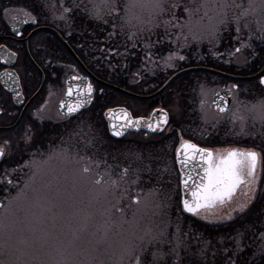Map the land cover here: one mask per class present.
Instances as JSON below:
<instances>
[{
    "label": "flooded vegetation",
    "instance_id": "flooded-vegetation-1",
    "mask_svg": "<svg viewBox=\"0 0 264 264\" xmlns=\"http://www.w3.org/2000/svg\"><path fill=\"white\" fill-rule=\"evenodd\" d=\"M14 9L16 8L4 7L0 2V45L3 46L0 47V143L5 138L12 141L11 154L5 160H0V179L6 178V171L11 173L14 168L26 167L23 165H29L31 157L35 158L36 154L41 153L64 151L75 156L80 163L82 159L87 158L93 164L99 165L97 168L111 172L112 175L118 172L115 166L116 148H124L128 152H142L145 155L151 153L155 157L152 161L154 173L159 172L163 185L175 186L173 200L176 208H170L169 212L187 216L181 211L176 151L183 143L189 142L201 149L213 151L217 162L221 156L225 155L222 153L223 149L231 145L225 144L228 127L222 122L236 110L234 102L239 95V81L202 71L188 72L175 78L155 97L142 100L131 98L101 85L96 80L115 85L111 81L116 79L117 68L129 70L134 68L138 74L127 79L128 87L150 89L156 87L155 90H157L172 74L180 70L191 67L217 68L200 65L197 62L198 60L214 62L205 53L198 58L183 51L182 56L185 59H174L171 65L174 67L175 64V68L169 67V62L164 63V59L166 60L171 54L172 48L162 53L156 46L160 43H155L152 48H145L143 41V45L138 42L136 48L129 47L118 52L114 48L110 52L115 55L109 54L107 57L100 58L95 54L93 42L85 38L86 36L95 37V34L87 27L86 32L78 33L80 41L77 40L78 43H74L67 33L68 21L59 19V23L52 25L41 21L37 27L24 23V20L29 18L28 12H12ZM18 16H22L23 20L17 18ZM41 27L56 30L82 65L69 54L55 34L47 30L35 31ZM17 33H23L24 38L22 39ZM144 35L147 36L146 33ZM156 39V36H152L153 42ZM169 45L173 47L174 44ZM105 70L107 76L101 75L100 72ZM4 73H12L13 77L18 76L19 80L3 75ZM69 75L88 78L93 88V97L89 106L71 116L60 113L58 108L59 102L66 93V80ZM201 75H213L221 83H210L208 78L203 79ZM196 87L210 88L211 91L208 96L202 95L196 98ZM101 90H103L102 93ZM155 90L135 94L148 96ZM221 90H229L231 94L229 106L232 109L226 115L217 113L211 106L212 96ZM117 96L122 101L117 100ZM133 102L136 103L133 104ZM113 107L125 108L132 118L149 119L153 113H156L153 125L161 119V110H163L168 113L169 122L164 126V131H131L115 139L109 134L107 122L103 116L107 109ZM206 113L209 118L214 117L221 121V126L214 133L203 130L208 133L201 132L199 133L201 136L198 137V132L203 125L199 124L200 118ZM29 123L44 128L47 135L42 142H38L21 155L16 147L18 135L23 126ZM252 149L261 153L257 148ZM125 156L128 163L135 158L132 154ZM8 178L14 181V175ZM104 182L111 185V179H105ZM151 183H155V180ZM3 186L0 185V202L3 201ZM163 196H166V193H161L160 197ZM216 205L217 203L213 206Z\"/></svg>",
    "mask_w": 264,
    "mask_h": 264
},
{
    "label": "snow or ice",
    "instance_id": "snow-or-ice-1",
    "mask_svg": "<svg viewBox=\"0 0 264 264\" xmlns=\"http://www.w3.org/2000/svg\"><path fill=\"white\" fill-rule=\"evenodd\" d=\"M59 12L55 18L64 21H79L81 31L86 32L88 27L98 26L100 24H108L111 20L112 31L108 32L107 39L114 40L116 37H125L124 46L131 42L133 48L137 42L143 41L145 48H152L155 43H180L183 41L184 46H188L189 40L194 42H202L205 38L209 41L219 39L224 31L234 30L236 39H242L243 32L247 31L248 44H242V47L252 48L251 55L254 59L264 61V23L260 19H251L264 14V0H57L52 3L51 0H33L32 9L29 11V18L24 23H30L39 26L41 16L48 18L49 13ZM35 13V14H33ZM256 24V32L259 36L256 38L261 41V45L257 48L251 43L253 34L251 23ZM163 29V31H159ZM147 33V36L144 34ZM23 39V33H17ZM31 35V34H29ZM71 35V33H69ZM152 36H156L155 42ZM119 47V45H115ZM0 47H3L0 45ZM241 48H236V52H240ZM103 51V50H101ZM108 54L115 55L109 51ZM15 55V53H12ZM174 59L184 60V56L169 55L166 62ZM171 66V64H169ZM3 75L13 77L12 73H4ZM260 85H264V78L259 80ZM103 90H101L102 93ZM93 88L91 85L86 90L89 102L92 97ZM73 90L69 87L67 95L71 96ZM84 106V102L77 103L68 108L69 114L79 111ZM226 111V109H221ZM249 111L255 113V118L264 124V99L252 104ZM162 117L155 125L148 124V128L152 132L164 131V126L168 124V113L161 110ZM111 119L114 113H110ZM234 119L237 118L236 114ZM124 124L120 127H136L141 123L139 120H133L128 112L122 113ZM243 120V117H238ZM112 135L122 136V130H118L116 124L111 125ZM243 130V126H242ZM47 135L44 128L29 123L23 126L19 131L16 147L22 155L29 149L33 148L38 142H42ZM264 135V133H261ZM11 139L5 138L0 143V160H5L11 154ZM38 150V149H37ZM181 151L185 155V159L180 162L187 165L195 160L199 154L201 160L206 165L201 183L196 186V190L192 192L193 199L191 201L184 199L182 201L183 211L197 216L202 209L213 206L217 201L223 203L226 198H230L235 190L241 184L254 186L256 180V169L261 159V153L255 150L236 151L232 150L226 156H221L217 162L213 153L206 149L197 148L191 143H183ZM134 160L127 166L123 167L119 173V179L111 180V187L118 188L121 182L127 184L121 191L117 204L122 203L125 199L129 201V207L132 205H140L141 197L152 195L160 197L162 193V178L159 172L153 171L152 161L155 157L148 153H135ZM137 164L136 168L132 164ZM27 166V165H23ZM99 166V165H97ZM119 167V165H117ZM18 169H12L11 173H7L6 178L0 179V185L12 186V180L8 177L15 174ZM88 167L83 168L84 173H88ZM130 171L135 174V178L130 183L127 182ZM167 171V169H164ZM111 177V172H106ZM191 175L184 181L185 187L191 180ZM155 180L152 188L145 193L143 189L131 192L133 186L139 187L142 182L151 183ZM103 181V176L94 181L99 185ZM168 206L167 199H156L153 207L157 213H163ZM121 216L124 215V208L112 206ZM251 211L247 203L241 204L238 212L245 214L241 216L243 221L238 226L230 225L231 231L234 233L226 237H220L213 243L212 240L197 238L198 245L193 247L192 243L186 241L184 233L177 227V234L174 239L169 238L166 229L158 232L146 230L144 236H136L135 230L130 233L132 239L126 240L119 250L118 264H256V257H261L259 264H264V213L259 217L260 228L258 234L256 224L247 219L246 213ZM111 212V209H108ZM135 216V213L133 214ZM231 215L228 220H234ZM128 223L127 220H121L119 224L112 221L105 228L104 237L96 241V244L108 243V232L112 230V226H122ZM249 232H253L262 243L258 251L248 250V245L244 243V239ZM122 235V233H117ZM147 237V239H145Z\"/></svg>",
    "mask_w": 264,
    "mask_h": 264
},
{
    "label": "rangeland",
    "instance_id": "rangeland-1",
    "mask_svg": "<svg viewBox=\"0 0 264 264\" xmlns=\"http://www.w3.org/2000/svg\"><path fill=\"white\" fill-rule=\"evenodd\" d=\"M12 12L22 13L17 8ZM58 15L59 12H55L51 16L52 19L57 20L56 23H59V19L55 18ZM257 18L264 23V14L251 19ZM250 27L253 34L252 41H259L256 38L259 36V33L256 32V24L252 22ZM232 32L234 34L232 41L235 43L230 50H218L223 33L215 41L205 38L199 43L189 40L188 46H184L183 41L173 43V47L169 43L166 44L172 48L170 55L173 56L182 55L183 51L200 58L205 53L214 62L244 67L253 57L251 55L252 48L242 47V44L249 43V33L243 32L242 39L238 41L235 38V31L232 30ZM128 43H130L129 47H132L131 42ZM141 45H143L142 41ZM237 47H241L242 50L236 52ZM164 63H166L165 59ZM169 64H172V61ZM169 67L175 68V64L174 67L173 65ZM164 69L166 70V68ZM201 76L203 79L208 78L210 83H221L213 75ZM257 84H259L258 81L252 80L241 85L239 95L234 102L236 110L222 122L228 127L225 144L238 145L246 149L257 148L262 153L263 169L256 193L264 187V135H261L264 133V124L256 119L255 113L249 109L252 104L262 98L244 99L240 95L247 93L245 92L247 87L250 89V86ZM196 88V98L202 95L208 96L211 91L210 88ZM147 89L150 88L145 87L142 91L147 92ZM118 98L119 96H117V100H120ZM233 114H236L237 118L234 119ZM238 117L244 119L241 120ZM200 120L199 124L203 125L201 124L198 137L201 136V132L208 133L203 130H210L214 133L221 126V121L214 117L209 118L207 113ZM84 167H88L90 171L84 173ZM106 172V170L102 171L97 168V165L93 164L90 159L84 158L80 163L77 162L75 156L64 151L41 153L36 154L35 158L31 157L29 165L20 167L14 174L12 184L15 187L3 186V206L0 208V264H118L120 247L126 240L132 239L130 233L133 230H135L136 236H144L145 231L149 229L152 232L166 229L169 238L174 239L177 227L180 226L178 221H176V227L170 220L173 213L169 210L176 208L173 200L174 185L162 191V193H166V196L145 195L141 197L140 205L129 207L127 199L117 204L121 191L127 184L121 182L118 188H113L104 182L105 179H119L120 172L111 174V177L106 175ZM101 176H103L102 183L95 184V179ZM134 178L135 174L133 176L129 174L127 182L130 183ZM252 187L248 184H241L231 197L234 201L233 204L229 203L227 211L215 214L218 221L213 223L224 224L230 221L228 220L229 215L234 218L239 216L238 209L236 212L234 209L250 200L253 192ZM140 189H142L141 184L139 187L133 186L131 192L134 194ZM148 190L149 188L143 186L145 193H148ZM164 198L167 199L168 206L163 213H157L153 202L156 199ZM113 205L124 208L123 217L115 211ZM108 209H111L110 213ZM122 219L127 220L128 223H124L122 226L113 225L112 230L108 232V243L97 245L96 241L104 237L105 228L112 221L119 224ZM184 232L186 234L188 228ZM117 233H122V235ZM256 243L259 249L262 242L256 238Z\"/></svg>",
    "mask_w": 264,
    "mask_h": 264
},
{
    "label": "trees",
    "instance_id": "trees-1",
    "mask_svg": "<svg viewBox=\"0 0 264 264\" xmlns=\"http://www.w3.org/2000/svg\"><path fill=\"white\" fill-rule=\"evenodd\" d=\"M0 2L4 5V7L7 8H17L20 9L22 12H28L32 9L33 6V0H0ZM51 2L57 3V0H51ZM35 14V13H33ZM53 13H49L48 14V18L44 19L43 16H41V21L45 22V23H49V24H55L56 22L52 20L51 16ZM51 19V20H50ZM84 27H87L91 32H93L95 34V37H88L86 36L85 38H89L86 39L89 42H93L94 44V51L95 54L99 55L100 58H104L107 57L109 54V51L113 50L114 48L118 51H123L124 49H128L130 43H127V47L124 46V42H125V37L119 36L116 37L114 40H108L107 39V35L109 31H112V26H111V20H109L108 24H100L98 26H93V27H88L87 25H85ZM159 31H163L162 29H160ZM81 25L79 24V21L77 20L76 22L73 21H68V28H67V33H71V35H69L70 39L74 42V43H78L77 40L80 41V39H78V33H81ZM223 37L220 38V45L218 47V50H230L233 46V44L235 43L234 41H232V38L234 37V34L231 31L228 32H224ZM252 45L254 47H259L261 45V41H252L251 42ZM85 44V43H84ZM114 45V46H113ZM115 45H119V47L115 46ZM157 48L161 49V52L164 53L165 51H168V49H170V46H168V44L163 43V44H159L156 45ZM103 50V51H101ZM249 53V52H248ZM249 55V54H248ZM247 55V56H248ZM125 56V55H124ZM205 60H198L197 62L200 65H206V66H212L215 67L221 71H225L227 73H231V74H236V75H249L252 74L254 72H256L257 70H259L261 68V66L263 65L264 61H261L259 59H254L253 57L251 58V60L249 61V63L247 65L243 66H235V65H231L230 63L227 64H221L220 62H204ZM220 66V67H217ZM101 75L107 76V72L106 70L103 72H100ZM138 74V72L135 71V69L133 68V70H129L127 69H121L117 68L115 70V76L116 79H114L113 81H111V83L115 84L116 86H119L121 88H125L126 90L130 91V92H134V93H144L142 91V87H128L127 86V79L131 78L133 76H136ZM256 81V80H253ZM245 82H240L239 83V88L241 87L242 84H244ZM159 84V83H158ZM243 86V85H242ZM156 87H153L151 89H147V92H151L153 90H155ZM247 90L245 92V94H241L240 96H243L244 99H256V98H262L264 99V88L261 87L259 84L254 85V86H250V89L247 87ZM228 137H229V133H228ZM227 138V136H226ZM231 138V137H230ZM252 139V138H250ZM251 144H255V143H251ZM128 153V154H127ZM136 152L133 151H129L124 149V148H116L115 150V157H116V169L118 172H121L123 167L127 166L129 163L125 160V158H127L125 155H129V154H135ZM117 165H119V167H117ZM132 167L135 168L137 167V164H132ZM130 174H134L132 171H130ZM263 183V182H261ZM155 183H146V182H142V189L143 186H145L146 188H152L153 185ZM171 186V185H170ZM168 185H163L162 184V191L168 187H170ZM251 211L246 213V217L247 219L253 221L256 224V229H254L253 231H256L258 234V230L260 228V220L259 217L261 216L262 213H264V187L261 188V191L258 192L255 201L253 202V204L250 207ZM245 215L240 213L239 216L235 217L234 220H230L224 224H207L206 222H202L199 220H195L192 218H188L186 216H182V215H175L172 214L170 216V220L172 221L173 225H176L177 227V222L180 225L179 228L181 230L182 233H185L184 230H186V228H188V232L184 235V239L186 241H189L192 243L193 247H197L198 245V241L197 238H203V239H209L212 240L213 243L216 242L217 239H219L220 237H226L229 235L234 234L231 229H230V225H236L238 226L240 223H242L243 221L241 220V216ZM256 236L253 235V232H249L247 234V236L244 239V243L248 245V249H246V253L248 252V250H255L258 251V247H257V243H256ZM261 257L257 256L256 257V264H259Z\"/></svg>",
    "mask_w": 264,
    "mask_h": 264
},
{
    "label": "water",
    "instance_id": "water-1",
    "mask_svg": "<svg viewBox=\"0 0 264 264\" xmlns=\"http://www.w3.org/2000/svg\"><path fill=\"white\" fill-rule=\"evenodd\" d=\"M17 18H19L20 20H23L22 16H18ZM39 30H47V31H50L53 34H55L56 37L66 47L69 54L80 65H82V63L79 61L78 57L75 55V53L69 47V45L60 37V35L57 33L56 30H54L50 27H41V28L36 29L35 31H39ZM238 48H241V47H238ZM84 70L88 75H90L86 69H84ZM195 71L207 72V73L214 74V75L222 77V78H226L229 80H235V81H247V80H253V79H257V78L260 80L261 78H264V63L262 65V67L257 72H255L254 74H251V75H246V76H237V75L227 74L225 72H222V71H219V70H216L213 68H208V67H191V68L183 69V70H180V71L172 74L155 92H153L152 94H150L148 96L138 95V94L129 92L125 89L119 88L115 85H111V84H108V83H105V82H102L99 80H96V81L99 82L101 85L108 87L109 89L114 90L118 93L129 96L131 98L142 100V99H148V98H152V97L159 95L175 78L179 77L180 75H182L184 73L195 72ZM89 85H91V84L89 83L88 78H82V77H76L74 75H69L67 77V80H66V93L58 104V108H59L60 113L67 115V116H71V115H75L80 110L87 108L89 106L91 100H92V97H93V95H92L90 102H89V97L85 94ZM262 86L264 87V85H262ZM69 87H71L73 90V94L71 96L67 95ZM230 99H231V94H230L229 90L218 91L212 96L211 106L217 113H224L226 115L232 109L229 106ZM82 101L84 102V106L82 108H80L79 111L69 114L68 108L70 106H74L77 103H80ZM221 109H226V111H221ZM125 111L130 113L128 110H126L123 107H113V108L107 109L103 114L104 119L107 122V128H108L109 134L115 139L121 138L127 132H131V131L136 132L139 130H150L148 128V124L152 123L153 120H155V118H156V113H153L149 119L132 118L133 120L141 121V123L139 125H137L136 127H123V128H121L120 126L124 124V120L122 118V113ZM110 113H114V115H112L111 119H109V115H108ZM113 123L117 125L118 130L123 131L124 134L122 136L112 135L111 125ZM187 143H189V142H187ZM191 144H193V143H191ZM181 148H182V145L176 151V165H177V170H178L179 177H180L179 188H180V194H181V199H180L181 210L184 214H186V215H188V216H190L196 220L206 222L208 224H212L213 222L218 221V219L215 218L216 217L215 214H218L221 211L223 212L224 210L227 211L228 209H226V208L229 207V203L233 204L234 201L231 197L236 193V190L238 188L235 190V192L232 194V196L230 198H226L223 203L217 201L216 206H211L209 208L202 209L200 214L197 216H193L190 213L184 212L182 201L184 199H187L189 201H191L193 199L192 192L195 191L196 186L201 183V179L204 175V168L206 167V165L201 160L199 154L196 155L195 160L191 161L187 165L182 164L180 161L182 159H185L186 157L183 154V152L181 151ZM197 148H199V147L197 146ZM232 150L248 151V150H254V149H250V148L246 149V148H242V147L229 146L228 148L223 149L222 153H224L225 154L224 156H226L227 153L229 151H232ZM208 151H211V150H208ZM211 152L213 153V156H214L215 153L213 151H211ZM260 174H261V159H260V162H259L257 169H256V180H255L254 186L252 187L253 192L250 196V200L248 202H246L248 205H250L251 202L253 201L254 195L256 193V189H257L258 184H259ZM189 175H191L192 179L188 181V185H187V187H185L184 181L188 179ZM224 204H227V205L225 206ZM0 206H1V203H0ZM237 209L238 208H235L234 211L236 212ZM234 211L232 210V212H234ZM237 212H238V210H237Z\"/></svg>",
    "mask_w": 264,
    "mask_h": 264
}]
</instances>
